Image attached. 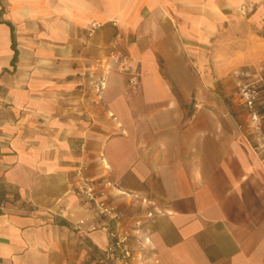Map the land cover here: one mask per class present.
<instances>
[{"label": "crops", "instance_id": "obj_1", "mask_svg": "<svg viewBox=\"0 0 264 264\" xmlns=\"http://www.w3.org/2000/svg\"><path fill=\"white\" fill-rule=\"evenodd\" d=\"M262 63L264 0H0V264H92L81 162L133 264H264V91L256 123L216 91Z\"/></svg>", "mask_w": 264, "mask_h": 264}, {"label": "built area", "instance_id": "obj_2", "mask_svg": "<svg viewBox=\"0 0 264 264\" xmlns=\"http://www.w3.org/2000/svg\"><path fill=\"white\" fill-rule=\"evenodd\" d=\"M99 26L100 24L97 22H91L87 29L88 36H92L94 30ZM113 59L119 69L127 75L130 86L136 87L138 85L137 74L129 64L128 57L122 54H113ZM103 84V82L100 83V88L103 87ZM262 91H264V84L261 79L243 83L239 88V100L246 107L250 119L253 121L258 119L254 102ZM74 174L76 194L95 208V217L100 219V222L91 223L87 231L100 229L106 233L108 239L93 259L92 264H133L135 251L128 243L129 233L119 226L122 214L107 195L108 188L116 186V184L110 179H98L91 176L89 168L84 162L79 163ZM145 216L150 218L153 216V212L147 211ZM110 222L113 223L112 226ZM84 224L85 220L80 219L74 224V227L81 229ZM134 225L136 228H140L142 226L141 219L135 220ZM155 263L159 264L157 260H155Z\"/></svg>", "mask_w": 264, "mask_h": 264}, {"label": "rangeland", "instance_id": "obj_3", "mask_svg": "<svg viewBox=\"0 0 264 264\" xmlns=\"http://www.w3.org/2000/svg\"><path fill=\"white\" fill-rule=\"evenodd\" d=\"M257 68H260L259 70L263 73V75H261L260 79L262 80V82L264 84V63H262ZM251 75H252V73H250L249 75H241L239 73L236 76H233L229 81H227V83H225V85L224 84H217V87H216L217 94L219 96H222V97L225 96V98H228V99H235L236 102L232 101L233 102L232 105L235 106L239 112H243V113L247 112L248 113V110L246 109V107L239 100L238 92H239L240 86L243 83L257 80L256 77H253ZM253 122H255V123L258 122V119L253 121ZM119 210L122 214V216L120 218L119 226L121 227L122 230L128 231V233H129L128 243L131 244V246L134 248L133 239L136 236L135 231L139 230V228H136V226L134 225V221L137 220L138 218H136V217L133 218L132 215L128 214L127 212L123 211L122 209H119ZM110 225L112 226L113 223L110 222ZM134 251H135V248H134Z\"/></svg>", "mask_w": 264, "mask_h": 264}, {"label": "trees", "instance_id": "obj_4", "mask_svg": "<svg viewBox=\"0 0 264 264\" xmlns=\"http://www.w3.org/2000/svg\"><path fill=\"white\" fill-rule=\"evenodd\" d=\"M258 98H260V96ZM258 98L254 102V109H255L256 112H257V109H256L255 105H256V102H257Z\"/></svg>", "mask_w": 264, "mask_h": 264}]
</instances>
